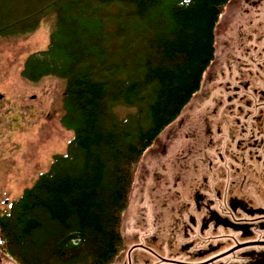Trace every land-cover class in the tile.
<instances>
[{
  "label": "trees",
  "instance_id": "16d2710c",
  "mask_svg": "<svg viewBox=\"0 0 264 264\" xmlns=\"http://www.w3.org/2000/svg\"><path fill=\"white\" fill-rule=\"evenodd\" d=\"M231 1L0 0V36L52 19L49 49L22 74L66 81L62 123L74 131L67 152L0 214L3 254L16 264L115 263L139 163L200 91ZM120 105L134 112L119 120Z\"/></svg>",
  "mask_w": 264,
  "mask_h": 264
},
{
  "label": "flooded vegetation",
  "instance_id": "af4514ba",
  "mask_svg": "<svg viewBox=\"0 0 264 264\" xmlns=\"http://www.w3.org/2000/svg\"><path fill=\"white\" fill-rule=\"evenodd\" d=\"M234 23V30H229L223 38L222 65L224 69L219 75L218 86L214 88V91L205 93V103H202L195 112L181 114L175 121L176 127L172 130V140L173 143L176 142V146L179 145L177 149L174 148V151H171L170 179L160 175L157 170L152 172L151 177L159 188L152 187L146 194L149 207L143 210H150V216L154 217V212L157 213V205L161 204L163 210L155 216V224L158 225L159 222V227L161 222L171 219L180 210L179 207L183 206L180 200L182 188H188L189 200L186 203L193 205L190 197L196 192V190L192 191L194 184L191 182L194 172L200 165L202 156L218 138L230 137V124L234 126L237 141L241 138L245 141L246 147L251 146L256 153L253 156L254 162L261 163L262 166L258 167V180L254 187L250 186L243 192L236 190L230 192L228 205L234 209L246 210L250 214L255 213V210L264 209V0H239ZM4 100L3 95L0 105ZM244 125L253 126V128L249 129ZM201 138H204L203 144L199 143ZM166 167L168 166L163 167L164 171L168 172ZM154 188L159 191H152ZM251 188H254V191ZM198 199H200L199 193L194 200L198 201ZM213 221L228 225V222L223 219H213ZM208 224L210 225L206 222L204 227H208ZM262 228L264 229V225ZM143 234L144 236L134 235L131 238L132 246L125 249L127 251L121 254L114 264L116 262L119 264H174V262L227 264L223 262L226 256L222 255L236 247L234 244L229 249H220L218 252L211 249L214 251L211 253V250H195L196 247H193L191 240L186 239L182 242L186 245L185 247L165 248L163 244H169L170 241L163 243L162 230L150 236H145V232ZM259 235L261 238H246L239 243L264 242V233ZM245 250H254L251 260L248 257L252 253L248 251L249 255L242 260L237 258L229 261L228 264H264V246L247 247L231 255ZM255 250L259 253L255 254ZM0 264H11L3 258L1 247Z\"/></svg>",
  "mask_w": 264,
  "mask_h": 264
},
{
  "label": "rangeland",
  "instance_id": "374dc122",
  "mask_svg": "<svg viewBox=\"0 0 264 264\" xmlns=\"http://www.w3.org/2000/svg\"><path fill=\"white\" fill-rule=\"evenodd\" d=\"M238 8L239 0H232L221 16L215 32V59L204 74L199 93L184 109L182 115L195 112L202 103H205V93L214 91L218 86L219 75L224 69L223 38L229 30L235 28ZM51 20L45 18L41 25L30 33L0 36V93L5 96L4 102L0 105L2 212L9 210L13 201L20 199L26 190L35 185L43 173L49 171L55 155L66 153L74 138V131L66 128L62 123L66 115L64 104L66 81L55 76H45L39 81L30 82L22 74L26 60L31 55L49 49ZM114 112L121 120L127 113L134 112V108L120 105L114 108ZM175 127L174 122L164 130L139 163L130 204L122 221L125 249L132 246L131 238L134 235L141 237L145 232V236H150L158 230L161 231L164 226L162 222L160 227L159 222L158 225L155 224L156 214L163 210L161 204L157 205V213L154 212L153 218L150 216V210L143 209L149 207L146 194L152 187L157 188V183L151 177L152 172L157 170L160 175L170 179L171 151L177 149L179 145L176 146V142L173 143L172 140V130ZM203 142L204 138H201L199 143L203 144ZM164 166H168L166 167L168 172L164 171ZM157 189L154 188L152 191ZM142 212L144 214H141ZM256 238H261V235L256 234ZM126 251H123L122 255ZM45 256L37 255L40 259ZM3 258L11 264H16L5 254Z\"/></svg>",
  "mask_w": 264,
  "mask_h": 264
},
{
  "label": "water",
  "instance_id": "95a60500",
  "mask_svg": "<svg viewBox=\"0 0 264 264\" xmlns=\"http://www.w3.org/2000/svg\"><path fill=\"white\" fill-rule=\"evenodd\" d=\"M2 99L3 95L0 94V102ZM244 126L249 129L253 128L249 125ZM230 127V137L228 139V136L218 138L202 156L200 165L194 172L191 182L194 184L192 191L196 190V192L190 197L192 206L186 203L189 200L188 188L180 190V200L183 206L179 207L180 210L171 219L163 222L164 226L161 228L164 232L163 243L170 241L169 244H163L165 248L168 246L185 247L186 245L182 242L186 239L191 240L193 247H196L195 250L215 249L218 252L220 249H229L236 244L233 250L222 255L226 256L223 262L228 264L229 261L237 258L242 260L243 257L249 255L248 251L252 253L254 250H245L231 255L235 251L252 246H264V242L239 243L243 239L256 238V234L264 233L262 228L264 209L255 210V213L250 214L246 210L234 209L228 205L230 192L235 190L243 192L250 186L254 187L258 180V167L262 166L261 163L254 162L253 156L256 153L252 147L249 145L246 147L245 141L241 138L237 141L233 124H230ZM251 189L254 191V188ZM198 193L200 199L197 201L194 198ZM213 219H223L228 222V225L217 224ZM206 222L210 223L208 227H204ZM256 251L258 250H255V254L259 253ZM213 252L211 250V253ZM252 256L253 253L248 259L251 260ZM174 264L183 263L174 262Z\"/></svg>",
  "mask_w": 264,
  "mask_h": 264
}]
</instances>
